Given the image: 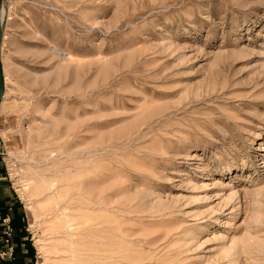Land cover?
Returning <instances> with one entry per match:
<instances>
[{
  "label": "rangeland",
  "instance_id": "obj_1",
  "mask_svg": "<svg viewBox=\"0 0 264 264\" xmlns=\"http://www.w3.org/2000/svg\"><path fill=\"white\" fill-rule=\"evenodd\" d=\"M1 11L0 152L35 264H264V0Z\"/></svg>",
  "mask_w": 264,
  "mask_h": 264
},
{
  "label": "crops",
  "instance_id": "obj_2",
  "mask_svg": "<svg viewBox=\"0 0 264 264\" xmlns=\"http://www.w3.org/2000/svg\"><path fill=\"white\" fill-rule=\"evenodd\" d=\"M35 261L36 248L27 229V215L13 191L0 152V264H35Z\"/></svg>",
  "mask_w": 264,
  "mask_h": 264
},
{
  "label": "water",
  "instance_id": "obj_3",
  "mask_svg": "<svg viewBox=\"0 0 264 264\" xmlns=\"http://www.w3.org/2000/svg\"><path fill=\"white\" fill-rule=\"evenodd\" d=\"M0 8H1V0H0ZM3 40V29H2V20L0 16V105L4 97V76H3V69L1 63V46Z\"/></svg>",
  "mask_w": 264,
  "mask_h": 264
},
{
  "label": "bare ground",
  "instance_id": "obj_4",
  "mask_svg": "<svg viewBox=\"0 0 264 264\" xmlns=\"http://www.w3.org/2000/svg\"><path fill=\"white\" fill-rule=\"evenodd\" d=\"M0 16H1V20H2V11H1V8H0ZM58 52V51H57ZM56 52V53H57ZM63 58H64V56H63ZM67 59V58H66ZM116 256V255H115ZM104 258V257H103ZM107 258V257H106ZM118 264V263H117Z\"/></svg>",
  "mask_w": 264,
  "mask_h": 264
},
{
  "label": "built area",
  "instance_id": "obj_5",
  "mask_svg": "<svg viewBox=\"0 0 264 264\" xmlns=\"http://www.w3.org/2000/svg\"><path fill=\"white\" fill-rule=\"evenodd\" d=\"M10 230L8 229V232H9Z\"/></svg>",
  "mask_w": 264,
  "mask_h": 264
}]
</instances>
